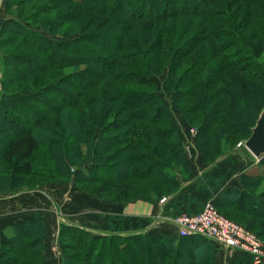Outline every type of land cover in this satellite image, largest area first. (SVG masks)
<instances>
[{
	"label": "trees",
	"instance_id": "16d2710c",
	"mask_svg": "<svg viewBox=\"0 0 264 264\" xmlns=\"http://www.w3.org/2000/svg\"><path fill=\"white\" fill-rule=\"evenodd\" d=\"M11 5L23 6L18 18L35 21L40 32L75 38L56 42L3 20L1 36L11 31L7 43L18 42L4 52L5 72L27 84L19 94L1 93L0 119L11 136L0 137V194L39 179L67 180L82 158L91 161L77 184L104 183L117 200L144 194L159 201L178 191L177 169L188 176L192 162L156 91L153 78L165 72L170 100L197 129L206 163L249 138L264 108V0H7V10ZM98 130L112 136L95 141ZM258 179L264 172L243 173V188H229L215 206L251 217L247 227L264 238ZM46 235L39 213L0 232V264H51ZM60 243L63 264H215L218 253L201 235H93L66 224ZM234 264L254 259L241 254Z\"/></svg>",
	"mask_w": 264,
	"mask_h": 264
},
{
	"label": "crops",
	"instance_id": "0c3cea01",
	"mask_svg": "<svg viewBox=\"0 0 264 264\" xmlns=\"http://www.w3.org/2000/svg\"><path fill=\"white\" fill-rule=\"evenodd\" d=\"M3 1L0 0L1 20L7 19L2 13ZM181 130L180 126L179 132ZM184 131V135L180 134V137L184 145L187 144L189 147V155L192 158L190 179L184 180L183 183L180 182V188L176 194L163 196V198H167L165 202H161L163 199L161 197L154 205H146V203L141 201L133 202L129 205H118L121 209L119 214L108 217L101 215L102 218L100 219L104 222L101 225V231L98 230L99 228L93 229L98 234H91L130 235L150 233L161 236H177L178 229L173 221L177 215L199 212L205 203L213 202L215 204L219 196L229 188H243L241 176L247 172L248 166L256 160L251 153L247 151L249 156L244 158H237L230 154L227 159L224 158L221 162L218 160L215 163L207 164L201 157L195 140L192 139L186 129ZM239 164L240 168L236 170V166ZM34 190L23 188L15 192L0 194V232H8L13 225L32 217L35 213H39L42 215L47 229L45 244L48 252L49 248L55 246L53 242L58 241L62 224L59 223L60 219L55 211L56 204H54V200L48 202L42 197L38 199L32 197L33 195H38L30 193ZM98 219L91 217L84 219V222L98 223ZM74 226L85 228V226ZM88 228L89 226L86 227V230L92 232ZM217 248L216 264L235 263L238 257L235 251L225 247L217 246ZM51 264L54 263L51 262ZM59 264H63L61 259Z\"/></svg>",
	"mask_w": 264,
	"mask_h": 264
},
{
	"label": "rangeland",
	"instance_id": "374dc122",
	"mask_svg": "<svg viewBox=\"0 0 264 264\" xmlns=\"http://www.w3.org/2000/svg\"><path fill=\"white\" fill-rule=\"evenodd\" d=\"M21 8H23V6H18V5L12 6L11 5L9 7V9L7 10V0H4L2 13L7 18H11L12 20H17L25 28H28L30 30H34V31L42 34L45 38H47L49 40L59 42V41L67 40V38L68 39L69 38H75V36H74L75 34L71 35L69 37H65V35L58 33V32H54V33H42V32H40L34 26V24L36 23L35 21H32V20L27 21L24 18H22V19L18 18L17 13L19 12V10ZM3 26H4L3 20L0 19V105L2 102L1 93H5L6 96L19 94L22 91L21 88L24 90L26 88L25 86L27 84V82L18 81L17 78L14 79L13 76L11 77L10 74L5 72V60H3L4 52L6 49L10 50V48L11 49L18 48V42L13 41L10 44L7 43L9 40L14 39L15 35L12 34L11 31H8L4 34V37H2L1 34H2ZM12 27L17 28L16 24L12 25ZM56 31L60 32V30H56ZM2 38L4 40V42H3L4 44H2ZM5 44H8V45H5ZM11 51L12 50H10V52ZM69 71H70V69H67L65 71V73H68ZM166 75H167V73L165 72L163 75L155 76L153 78L155 80V83H156V91L159 94V96L161 97L162 103L164 105L168 106L172 110L175 118L178 121V125L180 124L178 126L179 136H180V134L184 135V133H185L184 129H186L188 131V134H190V136H192V139H194L195 143H196L197 129L187 123L183 114L176 108L175 104L170 100L169 92H168L166 85H165ZM10 79H11V81H10ZM10 103L4 105L3 111H4V109L9 110V107H10L9 104ZM9 114L19 121H24V122L26 121L25 119L21 118L20 116L12 114V112ZM180 126L182 128L181 132H179ZM104 134H105V136H112V133H106V132L104 133V132L98 130L95 134V137H94L95 141L98 140L100 138V136H104ZM9 136H11V134L7 131V128L5 127V125L2 123V120L0 119V137L4 139V138H9ZM119 146H121V145L117 144L114 149H117ZM196 146H197V143H196ZM184 147H185V150L187 151L189 159L192 162V158L190 157L191 155H189V151H188L189 147L187 146V144H185ZM197 149H198V151L202 157V153L200 152L198 146H197ZM223 150L224 151L222 152V154H220L219 157L216 159V161H214L213 163L217 162L218 160H219V162H221V160L223 161L224 158L227 159V156L230 154L234 155L237 158H244V157L249 156L247 153V149L242 144V141L240 143H238L237 146H235V147L234 146H224ZM84 160H85V158H82L80 160L83 163V164L81 163V165H79V164L78 165H73V164L70 165V175H69L67 180L63 181L62 179H55V180H48L47 179V181L45 180L47 183L42 184L41 180L39 179V183H38V180L33 181V184H31L30 182L28 184V182H27V183L22 184L21 187H24V189H25V187H30V188H27L29 190L35 189L34 191H31L30 193L31 194H34V193L38 194V195L32 196V197H35L37 199L42 197L45 200H47L48 202H51L54 200V202H55L54 204H56L55 211L57 212V215L60 219V222H59L60 224L73 225V226L74 225L85 226L84 229H86V227L89 226L88 229H91V231H92L90 233H94V234H98V233L93 231V229L95 230V229L99 228L98 230L101 231V229H100L101 225H102V223H104L100 219V218H102L101 215H104L106 217L112 216V215L117 216L119 214V212L121 211V209L118 207V205H121V206L122 205H129V204H131L133 202H137V201H141L143 203H146V205L147 204H153L154 205L157 203V201H154V200L148 198L144 194L139 195V196L137 195L135 197L131 196L132 198H135V199L117 200L116 199L117 195L114 196V195H111V193L107 192V189L105 188L104 183H101V182L84 184L83 187L78 185L76 178H77V174H78L79 170L81 168H83L86 165V163H89L91 161V159H86L87 162ZM105 162H113L115 164H118L116 162H120V161L119 160L118 161H113V160L106 161L105 160ZM207 164H212V163H207ZM238 168H240V164L238 166H236V170H238ZM119 169L122 170V166L119 167ZM179 170L180 169L178 168L177 172L179 175V184H180V182L183 183L184 180L187 181L188 179H190V174L188 176H185L181 173L182 171H179ZM247 172L259 174L261 172H264V166L259 165L258 161H254L253 164L248 166ZM241 179H242V176H241ZM153 181H156V180L152 179V182ZM255 182H256L255 183L256 185L253 186V189L258 193H262L264 191V180L258 179ZM247 184H249V181L247 182ZM33 186H35V187H33ZM149 187L152 188L151 185ZM177 192L178 191H175L171 194H166L164 196L174 195ZM164 198H166V197H164ZM162 200H161V202H162ZM47 201H45V202H47ZM56 207H57V210H56ZM217 209L221 213H223L226 217H228L229 219H231V220H233L239 224H242L245 227H247L246 223H248L251 220V217H249L245 214L237 213L236 211L232 210L231 208L221 207V208H217ZM181 214H184V213H181ZM91 217L96 218V220L99 217V219H98L99 222L98 223L84 222V219H88ZM251 231H253V230H251ZM253 232L255 234H257L255 230ZM260 239L262 240V242L264 244V238H260ZM53 243L55 244V246L48 249V252L50 255L49 256L50 262H52L54 264H59L60 259L63 261V249H62V246L60 243V236L58 238V241L53 242ZM215 264H216V260H215Z\"/></svg>",
	"mask_w": 264,
	"mask_h": 264
},
{
	"label": "built area",
	"instance_id": "2783aa9c",
	"mask_svg": "<svg viewBox=\"0 0 264 264\" xmlns=\"http://www.w3.org/2000/svg\"><path fill=\"white\" fill-rule=\"evenodd\" d=\"M165 201L166 198L162 200ZM173 221L179 236L201 235L238 255L250 254L254 264H264L262 240L249 228L226 217L213 202H207L199 212L177 215Z\"/></svg>",
	"mask_w": 264,
	"mask_h": 264
},
{
	"label": "water",
	"instance_id": "95a60500",
	"mask_svg": "<svg viewBox=\"0 0 264 264\" xmlns=\"http://www.w3.org/2000/svg\"><path fill=\"white\" fill-rule=\"evenodd\" d=\"M243 146L256 159L264 156V108L259 114L256 124L252 127L251 135L242 141Z\"/></svg>",
	"mask_w": 264,
	"mask_h": 264
}]
</instances>
